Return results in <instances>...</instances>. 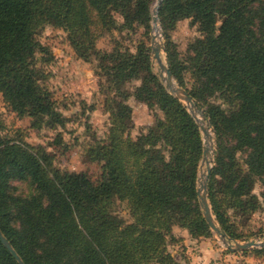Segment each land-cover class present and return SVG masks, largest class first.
Segmentation results:
<instances>
[{"label": "trees", "instance_id": "1", "mask_svg": "<svg viewBox=\"0 0 264 264\" xmlns=\"http://www.w3.org/2000/svg\"><path fill=\"white\" fill-rule=\"evenodd\" d=\"M154 1L0 0L5 105L28 117L32 128L64 125L42 84L52 55L38 35L51 25L65 32L79 59L95 62L109 117L104 137H92L83 150L99 166L96 179L60 170L42 145L0 137V233L23 264H177L168 250L182 242L173 224L191 239L213 233L197 197L199 125L152 71L151 47L140 41L134 51L96 48L95 24L148 33ZM185 19L198 36L181 56L170 32ZM158 21L172 78L213 128L216 149L207 184L212 215L230 241L240 240L235 217L247 219L260 208L251 189L264 176V0H161ZM134 81L139 83L125 88ZM129 96L160 111L156 129L131 136ZM12 179L29 181L33 192L12 195ZM260 196L264 202V191ZM113 198L125 205L129 222L110 211ZM231 253L258 258L264 247ZM0 264H18L1 241Z\"/></svg>", "mask_w": 264, "mask_h": 264}, {"label": "rangeland", "instance_id": "2", "mask_svg": "<svg viewBox=\"0 0 264 264\" xmlns=\"http://www.w3.org/2000/svg\"><path fill=\"white\" fill-rule=\"evenodd\" d=\"M156 3L157 0L151 6L152 18ZM117 21L121 23L122 20L117 17ZM95 27H97L95 30L98 34L96 48L99 50L110 51L117 45L120 48L134 51L136 45L142 41L151 47L152 52V40H154L161 47L159 54L162 63L168 67L163 49L164 38L158 21V12L156 23L153 20L150 21L148 33L142 27L130 32L125 29L117 30L113 28L100 30L99 25L96 26V24ZM170 36L175 45L174 48L182 56L186 51L187 43L193 37L198 36V32L195 26L190 24V20L185 19L177 23L174 30L170 32ZM38 40L50 50L52 55L51 62L45 65L47 76L42 84L50 92L58 112L65 117V123L54 128L45 126L40 129L32 128L30 119L28 117H18L5 105L0 96V137L18 136L30 145H42L53 155L54 165L60 170L85 172L91 179H96L99 176V166L96 162L87 160L83 150L92 137H104L109 126V117L108 112L105 110L104 96L98 88V77L93 67L95 62L90 63L79 59L71 48L65 32L59 28L51 25L45 26L39 32ZM151 66L152 71L158 75L159 65L153 52ZM173 81L179 86L174 79ZM138 83L139 81H134L127 84L125 88L131 90L132 86ZM182 102L186 104L184 101ZM126 103L132 110L133 127L129 131L132 137L147 127L156 129V118L161 117V113L156 107L149 108L146 102L134 96H129ZM199 113L202 112L196 113L197 117L200 116ZM204 123L206 126L209 124L206 117ZM207 127L210 138L206 139V144L208 146L212 144V160L210 162L212 167L214 165L216 139L212 126L209 124ZM200 133L204 146L201 130ZM238 156L242 157L243 154L239 153ZM205 170L206 165L202 163L201 158L198 176L205 173ZM263 191L264 176L255 178L251 193L258 197L260 208L251 213L247 219L239 216L235 217L236 232L242 237L240 240L231 241L227 238L231 243H244L251 240L256 243L264 241V202L260 196ZM9 192L12 195L26 196L33 192V188L27 180L12 179ZM110 211L124 221H130L125 205L116 198L112 199ZM215 222L218 225L216 220ZM178 228V226L172 225V233L176 238L180 237L178 236ZM192 240L199 241L201 248L207 255V259L212 264H264V256L256 258L253 253L243 255L240 253L233 254L232 251L229 253L230 250L226 248L224 242L215 232L210 237ZM180 243L168 245V250L171 254H174V257L178 256V250L182 247Z\"/></svg>", "mask_w": 264, "mask_h": 264}, {"label": "water", "instance_id": "3", "mask_svg": "<svg viewBox=\"0 0 264 264\" xmlns=\"http://www.w3.org/2000/svg\"><path fill=\"white\" fill-rule=\"evenodd\" d=\"M160 1L161 0H157L155 9L153 10V18H152L153 22L157 21V12H158V6L160 4ZM152 44H153L152 45V52H153L154 58L157 60L158 65H159L160 71L158 72V75H159L161 81L164 83L165 88L171 94H173L179 100H182L186 103L190 113L192 114V116L194 117L196 122L198 123L199 128L203 134L204 146H203V154H202V163H205L206 170H205V173H201L198 176V183H197V197H198V202H199L203 217L205 218L210 229L213 232H215L221 238V240L224 242L226 248L232 252H239V251L242 252L245 250H249L253 247H260V248L264 247V241H262L260 243H256L255 241L251 240V241L244 242V243H239V242L231 243L227 239L224 231L216 224L214 217L212 215L211 207H210L208 197H207V184H208V178H209L210 171H211L210 162L212 160L211 158L207 159V154H208L209 149L205 143V137L208 135V127L207 126H209V124H207V126L202 125L201 122H204L205 115L202 113H199L201 120L198 119V117L196 115V106H195L192 98L187 94V92L183 88L177 86L174 83L168 67L162 63V61L160 59V54H159L160 48H161L160 45L158 43H156L154 40H152ZM0 241L5 246V248L15 257L18 264H23L22 261L20 260V258L17 256V254L14 252V250L10 246L9 242L4 238V236H2L1 233H0Z\"/></svg>", "mask_w": 264, "mask_h": 264}, {"label": "crops", "instance_id": "4", "mask_svg": "<svg viewBox=\"0 0 264 264\" xmlns=\"http://www.w3.org/2000/svg\"><path fill=\"white\" fill-rule=\"evenodd\" d=\"M178 229V236L182 238V242L180 243L182 247L178 250V256L175 257L177 264H212V262L207 259V255L201 248L199 241L192 240L186 230L181 228ZM172 255L174 256V254Z\"/></svg>", "mask_w": 264, "mask_h": 264}, {"label": "bare ground", "instance_id": "5", "mask_svg": "<svg viewBox=\"0 0 264 264\" xmlns=\"http://www.w3.org/2000/svg\"><path fill=\"white\" fill-rule=\"evenodd\" d=\"M156 23V22H155ZM154 37H156L155 35H154ZM156 43H157V41H155ZM198 119L199 120H201V118H200V116H198ZM202 123V125L203 126H205V123L204 122H201ZM210 132L208 131V135L205 137V143H206V139L207 138H210V134H209ZM206 146L208 147V154H207V159H209V158H211V155H212V144L210 145V146H208L207 144H206ZM211 152V154L209 155V153Z\"/></svg>", "mask_w": 264, "mask_h": 264}]
</instances>
